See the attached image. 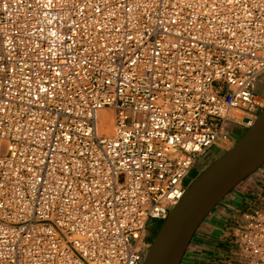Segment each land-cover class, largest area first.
Wrapping results in <instances>:
<instances>
[{
	"label": "built area",
	"instance_id": "obj_1",
	"mask_svg": "<svg viewBox=\"0 0 264 264\" xmlns=\"http://www.w3.org/2000/svg\"><path fill=\"white\" fill-rule=\"evenodd\" d=\"M262 75L264 0H0V264H142ZM227 231L264 264V205Z\"/></svg>",
	"mask_w": 264,
	"mask_h": 264
},
{
	"label": "water",
	"instance_id": "obj_2",
	"mask_svg": "<svg viewBox=\"0 0 264 264\" xmlns=\"http://www.w3.org/2000/svg\"><path fill=\"white\" fill-rule=\"evenodd\" d=\"M264 165V106L245 133L187 188L156 232L142 264H181L213 210Z\"/></svg>",
	"mask_w": 264,
	"mask_h": 264
},
{
	"label": "crops",
	"instance_id": "obj_3",
	"mask_svg": "<svg viewBox=\"0 0 264 264\" xmlns=\"http://www.w3.org/2000/svg\"><path fill=\"white\" fill-rule=\"evenodd\" d=\"M256 90L264 99V75L256 84ZM242 119L230 124L231 146L245 133L249 122ZM228 147V148H227ZM229 146L214 148L203 159L200 171L205 170ZM264 205V165L236 187L201 224L189 245L181 264H229L234 251L229 228L241 220V215L251 208Z\"/></svg>",
	"mask_w": 264,
	"mask_h": 264
},
{
	"label": "rangeland",
	"instance_id": "obj_4",
	"mask_svg": "<svg viewBox=\"0 0 264 264\" xmlns=\"http://www.w3.org/2000/svg\"><path fill=\"white\" fill-rule=\"evenodd\" d=\"M262 109V108H261ZM261 109L259 110V112L261 111ZM231 147V145H230ZM229 147V148H230ZM201 165H202V159H199L196 166L194 167V169L192 170L191 174L188 176V178H186L185 180V184L187 186V188L191 185V183L197 178V176L201 173L200 171V168H201ZM120 180H122V177H120ZM155 224H158L159 227L157 229L156 232H158L159 228L161 227V225L163 224V222H160V221H151L150 222V226L151 225H155ZM156 234V233H155ZM155 234H153L150 238L147 237V244H146V251L148 250Z\"/></svg>",
	"mask_w": 264,
	"mask_h": 264
},
{
	"label": "flooded vegetation",
	"instance_id": "obj_5",
	"mask_svg": "<svg viewBox=\"0 0 264 264\" xmlns=\"http://www.w3.org/2000/svg\"><path fill=\"white\" fill-rule=\"evenodd\" d=\"M158 227H159L158 224L151 225L150 230H149V232H148V238H150L153 234L156 233Z\"/></svg>",
	"mask_w": 264,
	"mask_h": 264
},
{
	"label": "bare ground",
	"instance_id": "obj_6",
	"mask_svg": "<svg viewBox=\"0 0 264 264\" xmlns=\"http://www.w3.org/2000/svg\"><path fill=\"white\" fill-rule=\"evenodd\" d=\"M107 120L110 121V123H113V116L110 114V116H107Z\"/></svg>",
	"mask_w": 264,
	"mask_h": 264
}]
</instances>
